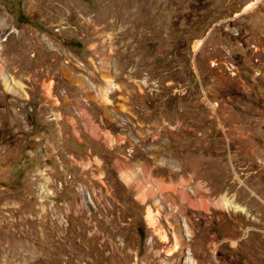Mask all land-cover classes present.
<instances>
[{"label":"rangeland","instance_id":"obj_1","mask_svg":"<svg viewBox=\"0 0 264 264\" xmlns=\"http://www.w3.org/2000/svg\"><path fill=\"white\" fill-rule=\"evenodd\" d=\"M0 264H264V0H0Z\"/></svg>","mask_w":264,"mask_h":264}]
</instances>
